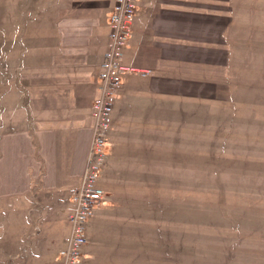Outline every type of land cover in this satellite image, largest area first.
Segmentation results:
<instances>
[{"label": "crops", "instance_id": "1", "mask_svg": "<svg viewBox=\"0 0 264 264\" xmlns=\"http://www.w3.org/2000/svg\"><path fill=\"white\" fill-rule=\"evenodd\" d=\"M113 4L0 0V264L59 261L69 231L61 210L85 170ZM243 9L264 6L137 0L119 64L147 74L123 75L115 95L98 181L108 204L89 229L86 224L78 264H130L123 254L132 249V238L144 235L132 219L163 201L149 190L161 188L163 175L174 172L178 131L189 123L178 109L229 97V34ZM37 214L40 232L31 236ZM263 218L264 212L257 221ZM234 241L235 264H263L264 224Z\"/></svg>", "mask_w": 264, "mask_h": 264}, {"label": "rangeland", "instance_id": "2", "mask_svg": "<svg viewBox=\"0 0 264 264\" xmlns=\"http://www.w3.org/2000/svg\"><path fill=\"white\" fill-rule=\"evenodd\" d=\"M241 1L264 6V0ZM243 10L229 34V97L178 109L189 123L178 131L174 172L149 190L163 201L132 219L144 235L132 238L123 254L130 264H235L236 236L263 227L264 218L257 219L264 212V10ZM166 147L163 142V152Z\"/></svg>", "mask_w": 264, "mask_h": 264}, {"label": "built area", "instance_id": "3", "mask_svg": "<svg viewBox=\"0 0 264 264\" xmlns=\"http://www.w3.org/2000/svg\"><path fill=\"white\" fill-rule=\"evenodd\" d=\"M137 0H114L108 21V40L103 59L99 64L98 95L92 104V134L85 170L80 179L78 192L72 196L61 214L69 225L63 249L57 264H78L86 244L85 226L93 218L100 217L108 204L107 193L98 185L100 172L107 157L106 138L111 127V112L115 95L123 87L122 76L147 72L119 64L129 39L135 18ZM36 213H40L38 204ZM39 215L33 220L31 236L40 232Z\"/></svg>", "mask_w": 264, "mask_h": 264}]
</instances>
